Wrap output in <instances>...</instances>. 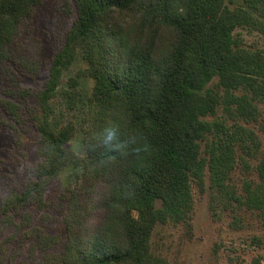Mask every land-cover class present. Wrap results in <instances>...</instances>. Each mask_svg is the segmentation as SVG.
Listing matches in <instances>:
<instances>
[{"label": "trees", "instance_id": "trees-1", "mask_svg": "<svg viewBox=\"0 0 264 264\" xmlns=\"http://www.w3.org/2000/svg\"><path fill=\"white\" fill-rule=\"evenodd\" d=\"M40 1L0 0V61ZM71 1L74 20L38 95L36 179L0 201V220L19 213L28 225L31 212L22 207L41 202L45 183L69 160L74 123L50 117L49 100L79 53L92 79L80 183L67 204L65 248L52 258L45 254L42 264H155L149 246L153 225L180 217L177 203L186 199L190 179L203 185L207 171L211 183L222 186L231 168L232 139H251L238 127L233 138L226 133L216 142L218 153L214 142L207 158L200 155V140L212 126L203 117L218 102L214 85L225 92L241 86L248 93L226 96L235 105L225 108L230 119H255L249 100L264 102V52L245 50L231 34L247 23L264 35V0H243L233 8L226 0ZM257 175L264 187V157ZM99 183H106L105 192H95ZM109 224L120 227L118 236ZM36 230V245L55 243L57 237Z\"/></svg>", "mask_w": 264, "mask_h": 264}, {"label": "rangeland", "instance_id": "rangeland-1", "mask_svg": "<svg viewBox=\"0 0 264 264\" xmlns=\"http://www.w3.org/2000/svg\"><path fill=\"white\" fill-rule=\"evenodd\" d=\"M226 4L233 8L244 2L226 0ZM74 16L71 0H41L22 22L7 56L0 61V201L25 180L36 179L34 169L40 159V134L35 126L41 112L38 95ZM231 34L245 50L264 52V35L258 26L240 23ZM85 69L86 61L78 53L63 69L49 100L50 117L60 124L74 123V135L67 143L69 160L45 183L42 201L22 207L31 212L28 225L19 213L0 220V264H42L45 254L52 258L65 248L64 218L71 192L80 183L89 128L92 79ZM213 88L219 97L215 111L203 117L212 126L211 133L200 140L201 157H208V145L214 142L212 149L218 153L221 147L216 142L226 133L233 138L238 127L249 132L251 139L241 140L237 134L232 139L227 149L231 168L222 186L211 183L207 171L203 185L190 179L186 199L177 203L180 217L153 225L149 246L155 264H264V187L257 175V164L264 157V102L249 100L255 119L248 115L230 119L225 108L234 109L235 105L227 104L226 96L233 99L248 93L241 86L229 92ZM246 144L250 148H245ZM98 186L96 193L107 189L106 183ZM94 218L91 224H96L98 218ZM36 227L57 237L55 243L36 245L35 232H41ZM109 228L118 236L120 227L109 224Z\"/></svg>", "mask_w": 264, "mask_h": 264}]
</instances>
